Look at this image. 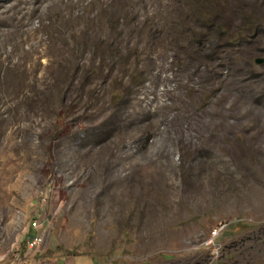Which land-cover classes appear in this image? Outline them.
Wrapping results in <instances>:
<instances>
[{
  "label": "rangeland",
  "instance_id": "obj_1",
  "mask_svg": "<svg viewBox=\"0 0 264 264\" xmlns=\"http://www.w3.org/2000/svg\"><path fill=\"white\" fill-rule=\"evenodd\" d=\"M34 222L27 264H264V0H0V263Z\"/></svg>",
  "mask_w": 264,
  "mask_h": 264
},
{
  "label": "built area",
  "instance_id": "obj_2",
  "mask_svg": "<svg viewBox=\"0 0 264 264\" xmlns=\"http://www.w3.org/2000/svg\"><path fill=\"white\" fill-rule=\"evenodd\" d=\"M41 227L40 223L34 222L33 228L36 231V234L31 236L26 243V252H22L21 254L15 253L14 258L11 260V264H27L29 258L35 252L39 251V249L43 245V236L44 231L38 232ZM225 229V225L218 224L216 227L212 229L208 237L203 242L204 248L208 251V254L211 258L217 257L220 252V244L218 242V238L220 234Z\"/></svg>",
  "mask_w": 264,
  "mask_h": 264
},
{
  "label": "crops",
  "instance_id": "obj_3",
  "mask_svg": "<svg viewBox=\"0 0 264 264\" xmlns=\"http://www.w3.org/2000/svg\"><path fill=\"white\" fill-rule=\"evenodd\" d=\"M25 249H26V247H25ZM24 252V251H23ZM0 264H11V262H10V260L8 259V260H4L2 263H0ZM34 264H37V263H35L34 262Z\"/></svg>",
  "mask_w": 264,
  "mask_h": 264
},
{
  "label": "water",
  "instance_id": "obj_4",
  "mask_svg": "<svg viewBox=\"0 0 264 264\" xmlns=\"http://www.w3.org/2000/svg\"><path fill=\"white\" fill-rule=\"evenodd\" d=\"M256 63L257 64H260V63H262V61L261 60H257Z\"/></svg>",
  "mask_w": 264,
  "mask_h": 264
}]
</instances>
